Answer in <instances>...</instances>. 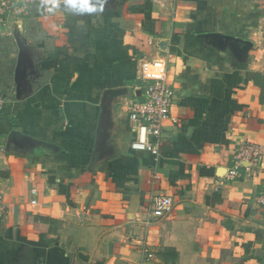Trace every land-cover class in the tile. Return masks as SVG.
Masks as SVG:
<instances>
[{
  "label": "crops",
  "instance_id": "0c3cea01",
  "mask_svg": "<svg viewBox=\"0 0 264 264\" xmlns=\"http://www.w3.org/2000/svg\"><path fill=\"white\" fill-rule=\"evenodd\" d=\"M88 4L29 0L0 31V264H264V0ZM157 44L158 157L126 110ZM247 144L261 164L227 179Z\"/></svg>",
  "mask_w": 264,
  "mask_h": 264
},
{
  "label": "built area",
  "instance_id": "2783aa9c",
  "mask_svg": "<svg viewBox=\"0 0 264 264\" xmlns=\"http://www.w3.org/2000/svg\"><path fill=\"white\" fill-rule=\"evenodd\" d=\"M29 0H0V31L5 29L12 16L25 14ZM168 58L161 53L157 44L148 56L140 61L138 84L133 89V98L126 102V110L136 133L131 142L134 150L150 151L154 156L160 155V147L164 139V121L170 116L175 100V89L167 80ZM6 98L0 94V109ZM247 161L249 167L261 164L260 148L254 144L243 147L234 165L229 167L226 177L229 180L241 176L240 169ZM36 190L34 189L33 192ZM259 201L264 205V192ZM174 210L171 196L157 195L153 198V212L156 216L170 215Z\"/></svg>",
  "mask_w": 264,
  "mask_h": 264
},
{
  "label": "trees",
  "instance_id": "16d2710c",
  "mask_svg": "<svg viewBox=\"0 0 264 264\" xmlns=\"http://www.w3.org/2000/svg\"><path fill=\"white\" fill-rule=\"evenodd\" d=\"M160 256L166 261H171L174 263L178 256V253L174 248H165L163 251L160 252Z\"/></svg>",
  "mask_w": 264,
  "mask_h": 264
},
{
  "label": "clouds",
  "instance_id": "9594fccd",
  "mask_svg": "<svg viewBox=\"0 0 264 264\" xmlns=\"http://www.w3.org/2000/svg\"><path fill=\"white\" fill-rule=\"evenodd\" d=\"M69 5L76 6V0H67ZM81 8L88 9L89 11H93V8L89 7L88 0H80V5Z\"/></svg>",
  "mask_w": 264,
  "mask_h": 264
},
{
  "label": "water",
  "instance_id": "95a60500",
  "mask_svg": "<svg viewBox=\"0 0 264 264\" xmlns=\"http://www.w3.org/2000/svg\"><path fill=\"white\" fill-rule=\"evenodd\" d=\"M126 93H127L126 88H120V89H116V90H111V91H109V93H106V95H108L112 98V97L124 95Z\"/></svg>",
  "mask_w": 264,
  "mask_h": 264
}]
</instances>
